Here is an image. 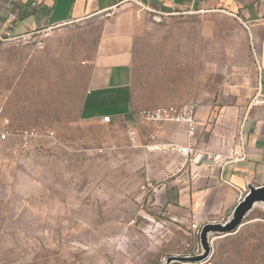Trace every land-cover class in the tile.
<instances>
[{
	"label": "rangeland",
	"instance_id": "obj_1",
	"mask_svg": "<svg viewBox=\"0 0 264 264\" xmlns=\"http://www.w3.org/2000/svg\"><path fill=\"white\" fill-rule=\"evenodd\" d=\"M113 15L133 28L135 106L195 102L196 120L212 125L252 98L254 49L235 17L138 6ZM102 20L0 41V130L37 132L26 146L0 141V264H162L202 251L192 222L160 204L180 174L175 144L153 125L131 141L123 120L79 116ZM251 216L212 238L206 261L171 264H264V213Z\"/></svg>",
	"mask_w": 264,
	"mask_h": 264
},
{
	"label": "crops",
	"instance_id": "obj_2",
	"mask_svg": "<svg viewBox=\"0 0 264 264\" xmlns=\"http://www.w3.org/2000/svg\"><path fill=\"white\" fill-rule=\"evenodd\" d=\"M131 6L160 15L222 12L240 20L247 29L256 61L252 98L226 106L212 125L197 121L192 138L197 149L188 156L178 152L183 157L180 174L164 183L166 209L177 217L199 225L222 221L246 194L249 184L264 185V0H0V32L12 24V35L29 37L103 19L80 118L102 123L123 120L135 131L137 141L146 137L143 123L153 125L159 139L165 137L176 147L185 146L189 136L184 123L149 122L137 117L136 112L143 108L133 102V28L124 16L113 15ZM201 112L204 110L199 115ZM105 115L110 116L109 122L102 121ZM216 154L223 159L242 157L217 161L211 157ZM256 209L264 213L262 206H256L242 225L255 218L251 214Z\"/></svg>",
	"mask_w": 264,
	"mask_h": 264
},
{
	"label": "built area",
	"instance_id": "obj_3",
	"mask_svg": "<svg viewBox=\"0 0 264 264\" xmlns=\"http://www.w3.org/2000/svg\"><path fill=\"white\" fill-rule=\"evenodd\" d=\"M11 19H14L15 17L13 15L10 16ZM12 24L8 26V28L4 32H0V41L1 40H22L28 37L26 34H19V35H12L11 29ZM195 109H196V103L195 102H188L181 105H175V104H169V105H160L152 108H143L138 111V116L149 122H176V123H184L187 126V133L189 136V143L185 146H177L176 150L177 152L188 156L190 155L193 150V143L192 138L196 131L197 127V120L195 116ZM103 122H109L110 116L105 115L102 117ZM46 134L52 135L53 132L47 131ZM9 136L17 137L19 140H21V143L23 146H26L34 137L37 136V132L32 129H3L0 130V141H5L8 139ZM151 137H153L151 135ZM129 138L131 141H135L136 134L135 131L130 128L129 129ZM212 158L219 160H227V159H238L242 156L234 157V158H227L223 159L219 154L212 155ZM226 219V218H225ZM223 219L222 221H224ZM193 229L196 232V235L198 236L199 230L201 225L199 224H192Z\"/></svg>",
	"mask_w": 264,
	"mask_h": 264
},
{
	"label": "water",
	"instance_id": "obj_4",
	"mask_svg": "<svg viewBox=\"0 0 264 264\" xmlns=\"http://www.w3.org/2000/svg\"><path fill=\"white\" fill-rule=\"evenodd\" d=\"M207 133H205L206 135ZM202 157H198L200 159ZM160 204H166V188L163 187L158 193ZM264 208V185H248L246 194L238 200L231 213L224 221L206 222L200 227L198 240L202 251L194 255L169 256L162 264L177 263H200L206 261L212 251L211 240L218 235H227L238 231L245 223V218L256 206Z\"/></svg>",
	"mask_w": 264,
	"mask_h": 264
},
{
	"label": "trees",
	"instance_id": "obj_5",
	"mask_svg": "<svg viewBox=\"0 0 264 264\" xmlns=\"http://www.w3.org/2000/svg\"><path fill=\"white\" fill-rule=\"evenodd\" d=\"M263 218H264V216H263Z\"/></svg>",
	"mask_w": 264,
	"mask_h": 264
}]
</instances>
